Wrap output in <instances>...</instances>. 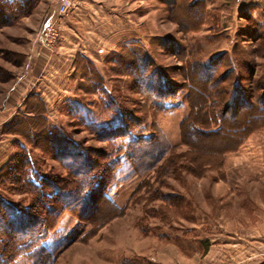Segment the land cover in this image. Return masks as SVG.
Wrapping results in <instances>:
<instances>
[{"label":"rangeland","instance_id":"obj_1","mask_svg":"<svg viewBox=\"0 0 264 264\" xmlns=\"http://www.w3.org/2000/svg\"><path fill=\"white\" fill-rule=\"evenodd\" d=\"M37 1L0 0V170L29 153L59 187L76 186L58 148L33 133L28 138L26 127L15 124L38 109L70 139L76 150L69 156L79 153L75 164L84 165L87 175H102L98 190L78 203L67 198L69 213L43 241L47 264H264V1L98 0L101 26L79 32L64 29L60 17L45 19L43 11L29 15ZM51 4L41 1L45 10ZM54 20L60 36L48 50L41 47V33ZM64 31L78 43L80 53L72 59L58 48L66 43ZM133 43L164 81L181 87L188 77L201 90L208 84L200 85L185 68L225 54L216 62L215 78L228 72L220 99L229 100L231 86L238 85L258 118L238 137L225 131L191 136L185 118L191 114L187 122L203 125L199 105L210 102L212 116H219L218 107L194 93V115L181 90L168 103L171 110L156 112L127 75V60L113 57ZM90 52L101 54L100 61L87 58ZM97 77L103 85H94L93 95L86 79ZM109 100L127 115L116 120ZM91 123L126 126L125 141L137 140L130 159L127 142L103 140L88 128ZM0 182V193L19 208L30 205V215L44 216L47 205L58 208L53 198L35 200L40 192L30 193L17 177ZM13 264L31 263L19 257Z\"/></svg>","mask_w":264,"mask_h":264},{"label":"trees","instance_id":"obj_2","mask_svg":"<svg viewBox=\"0 0 264 264\" xmlns=\"http://www.w3.org/2000/svg\"><path fill=\"white\" fill-rule=\"evenodd\" d=\"M24 14L25 13L22 15ZM3 22H7V19L4 18ZM120 49L123 53L113 54V57L115 60L117 59L119 61L127 60V75L131 80L133 79V84L136 87L135 89L138 94L144 99V101L149 102L156 112L161 113L171 110L172 107H170L168 103L173 101L181 90L186 91L187 103L191 110L194 111V115L198 111L190 101V98L194 93H198V95H200H197L198 97L206 95L207 99L210 97L212 98L213 101L211 104L218 107L219 116L217 113L212 116L213 113H211V110L213 107H211L210 102L206 104L202 103V105L200 104L199 111L202 110L206 123L197 126L196 123L187 122L189 117H191V114L189 117H186L183 122V124H187L188 133L191 134V136H194V133H197L200 136L218 135L224 134L223 132L225 131L230 133L231 137H238L244 134L246 128L250 125L251 120L258 118L256 117V110H253L255 107L254 104L247 99V92L242 91L238 85L231 86V95H233L229 100L225 101V99H220V95L227 91L226 88L220 86H222L221 83L226 80L228 72L222 73L215 78V76H217V71L219 70V64L216 65V62L219 61L221 57H224L225 54H221L217 58H212L211 62L207 61L206 63L197 62L188 64V67L185 68L186 71L190 70V75L194 76V79L198 81L200 85L208 84L206 88L201 90L196 87L195 83L192 84L188 77H184L183 85L181 87L166 82V80L164 81V79L152 69V63L150 62L148 55L134 43L130 45H121ZM95 79H86V82H90L89 90L93 95L97 93L95 87L103 85L100 78L97 77ZM211 82L212 84L209 85ZM217 97H219V100L223 103L219 101L217 102ZM109 103V107L113 106V115H117L115 116L116 120L119 121L124 115H127L125 109H121L119 106L115 107L111 100H109ZM219 103H221V107L219 106ZM259 111H262V114H264V108L261 106H259ZM27 114L28 116H26V118H19L22 120L18 119L19 123L15 124H21L26 127L28 138L33 137L31 135L33 133L37 139L50 144L51 148H58V150H56L57 153L60 152L63 161L67 166L68 164L70 166L69 171L75 180L76 186L68 190L59 187V185L56 184V181L50 180V177L42 173L38 167L34 165L29 153H22L23 155H19V164H16L15 167L13 162L10 166H5L4 169L0 170V181H4L5 177H9L10 180H15L17 177L18 183L26 186L30 190V193L34 194V191L36 190L40 192L35 200L53 198L54 203L58 205V208L47 205V214L44 216L41 214L30 215V205L24 208H19L18 204H14L0 193V264H13L19 257L24 258L31 264H47L49 261L48 259H50V253L44 247L43 241L51 231L54 230L61 216L65 212L69 213L70 210H67L66 208L67 198H71V202H77L80 197H87L91 192V189L98 190V182L102 177L101 174L87 175V173H85L84 165L75 164L76 162L74 161L79 157V153H76L74 156H69L70 152L74 151L73 149L75 147L72 148L70 146L71 141L66 135L58 134L57 131H55V129H57L56 127L49 126L48 123H46V119L41 110L36 109L28 111ZM241 116H243V121L239 122L240 120L237 118ZM225 122H227L228 124L226 125L229 126L224 125ZM238 123H240L239 126ZM231 124H233L234 127L231 128ZM33 125L35 127L32 128ZM88 126V128L91 127V129L95 128L103 140H110L111 142L119 140V142L122 141V143L124 141V144L127 142L128 144L126 143L127 148L125 147V154L127 158L130 159V153L133 151V145L137 140L136 138H132L133 140L131 139L129 142L125 141L126 136L130 135L129 129H126L124 134L121 133L122 129L126 128V126L124 127L121 123L110 125L109 127H101L92 123ZM63 148L66 150L65 152L63 151ZM69 148L72 150H69ZM145 154L148 155V152L145 151ZM0 186H2L1 182ZM49 187H51V190L47 191L46 188ZM39 200L34 203L36 205L39 204ZM87 204L88 203L86 202V205ZM47 216L51 217L49 218Z\"/></svg>","mask_w":264,"mask_h":264},{"label":"crops","instance_id":"obj_3","mask_svg":"<svg viewBox=\"0 0 264 264\" xmlns=\"http://www.w3.org/2000/svg\"><path fill=\"white\" fill-rule=\"evenodd\" d=\"M41 1L43 0H38L35 7L32 9V11L29 13V15L33 14V13H42V17H44L45 19L50 17L48 20H50L52 17L56 16L57 14V7L59 4V0H52V4L49 7V9L45 10L42 9L41 7ZM72 1V7L68 10V12L65 15L60 16L61 22L63 23V25H65L64 29L69 30V31H77L79 32V30L81 28H83L82 26H86V27H94V26H101V19H100V14H101V9L102 6L100 3H98V0H71ZM22 17V16H21ZM27 16H24L21 18H25ZM47 20V21H48ZM85 31V29H84ZM90 34V33H89ZM61 39L65 38V42L63 44H59L58 48L62 51H64L63 53L66 54L67 57L69 58H73L77 55V52L80 53L77 49H74L76 47H78L76 44L77 40L70 39L69 35L66 34V32L64 31L61 35ZM86 34L85 36L82 38V43L83 46H87V39H86ZM117 41L114 43L116 44ZM76 46V47H75ZM101 48V45L98 47V49ZM74 49V50H72ZM77 50V51H76ZM103 52V51H102ZM107 52V51H105ZM62 53V54H63ZM91 54L86 55L87 58H90L91 61L96 62V61H100V59L102 58L101 54L99 55H95L92 52H90ZM95 53V52H94ZM87 54V53H85ZM81 57V55H78V57ZM86 58V57H85ZM78 61V59H77ZM90 62V61H89Z\"/></svg>","mask_w":264,"mask_h":264},{"label":"built area","instance_id":"obj_4","mask_svg":"<svg viewBox=\"0 0 264 264\" xmlns=\"http://www.w3.org/2000/svg\"><path fill=\"white\" fill-rule=\"evenodd\" d=\"M70 6V0H59L56 16L60 17L62 15H65L68 12ZM59 36V28L57 26V22L55 20L49 21L44 25L41 33V47L48 50L53 49L59 39Z\"/></svg>","mask_w":264,"mask_h":264}]
</instances>
